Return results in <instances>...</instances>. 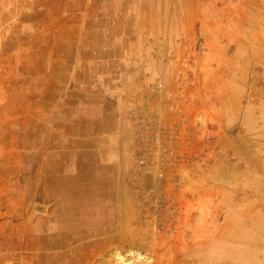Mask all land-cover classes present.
Segmentation results:
<instances>
[{
	"label": "rangeland",
	"instance_id": "374dc122",
	"mask_svg": "<svg viewBox=\"0 0 264 264\" xmlns=\"http://www.w3.org/2000/svg\"><path fill=\"white\" fill-rule=\"evenodd\" d=\"M96 16L121 40L107 95L124 137L112 167L47 168L79 128L48 82L59 43L85 38ZM157 81L167 94L153 93ZM153 97L161 119L176 100L195 113L217 156L162 182L136 178L132 111ZM120 251L134 262H117ZM142 260L264 264V0H0V264Z\"/></svg>",
	"mask_w": 264,
	"mask_h": 264
},
{
	"label": "crops",
	"instance_id": "0c3cea01",
	"mask_svg": "<svg viewBox=\"0 0 264 264\" xmlns=\"http://www.w3.org/2000/svg\"><path fill=\"white\" fill-rule=\"evenodd\" d=\"M88 18L84 27L85 38L77 39L74 36V41L64 40L63 44L59 43L56 76L48 78V82L53 83L58 91L56 103L59 105V116L66 119L74 114L73 121L79 128L74 129L73 146L67 143L66 134H60L59 143L64 145L57 151L55 161L52 154L47 152L44 164L47 168L98 171L112 167L115 154L118 153L112 144L114 140L119 142V136L124 137L122 131L117 132L119 127L116 121L121 118L117 111L118 104L107 95L110 90L107 87H113L112 78L108 76L112 73L114 59L123 56L122 50L115 52L113 46L120 45L121 40L115 39L113 35L115 27L112 21L109 22L104 16ZM108 23L112 24L108 26ZM72 28L77 32L76 25L68 23L67 26L64 19L63 31L68 30L69 33ZM89 35L92 36L90 40ZM48 100L47 103L51 104L50 97Z\"/></svg>",
	"mask_w": 264,
	"mask_h": 264
},
{
	"label": "built area",
	"instance_id": "2783aa9c",
	"mask_svg": "<svg viewBox=\"0 0 264 264\" xmlns=\"http://www.w3.org/2000/svg\"><path fill=\"white\" fill-rule=\"evenodd\" d=\"M153 93L167 94L164 82L157 81L150 86ZM155 97L147 98L132 111L137 131L133 142V168L136 178L156 175L162 182L170 173L190 162H207L217 156L215 139L201 135V120L195 113L188 112L179 100L172 102L169 119H161L155 107ZM174 176V175H173ZM153 187L145 190L150 194Z\"/></svg>",
	"mask_w": 264,
	"mask_h": 264
},
{
	"label": "bare ground",
	"instance_id": "6f19581e",
	"mask_svg": "<svg viewBox=\"0 0 264 264\" xmlns=\"http://www.w3.org/2000/svg\"><path fill=\"white\" fill-rule=\"evenodd\" d=\"M65 158V157H64ZM65 161V160H64ZM54 187V186H53ZM72 203V202H71ZM74 204V203H73ZM40 221V220H39ZM62 222V221H61ZM57 223V222H56ZM68 223V222H67ZM60 224V223H59ZM76 224V223H75ZM78 224V223H77ZM55 226H56V224H54ZM49 227V226H48ZM57 227V226H56ZM52 229V228H51ZM76 229V228H75ZM78 229V228H77ZM46 230V229H45ZM54 230V229H53ZM68 230V229H67ZM47 233V232H46ZM110 233V232H109ZM108 233V234H109ZM111 235V234H110ZM39 236V235H38ZM126 236V235H125ZM77 237V236H76ZM37 238H39V237H37ZM54 238V237H53ZM71 238V237H70ZM38 240V239H37ZM121 240H123V238H122V236H121ZM41 241V240H40ZM45 242H42V243H40L39 244V246H40V248H42V249H44V247L46 246V242H47V239H45L44 240ZM32 243H33V241H32ZM36 243V242H35ZM34 243V244H35ZM51 244V243H50ZM49 245V244H48ZM54 246V245H53ZM67 246V245H66ZM31 247H33V246H31ZM30 247V248H31ZM35 247V246H34ZM36 248V247H35ZM69 249V248H68ZM39 250V249H38ZM37 251V250H36ZM41 252V251H40ZM67 253V252H66ZM79 253V252H78ZM41 256L42 255H44V254H46L47 255V253L45 252V251H42L41 253ZM74 254V253H73ZM32 255V254H31ZM38 255V254H37ZM71 256V255H70ZM75 255H73V257H74ZM88 257V256H87ZM115 258H116V261L117 262H119V261H121V260H124L125 261V259H129V260H133L134 259V256L133 255H129V254H127V253H125V254H123V252H119V253H117L116 254V256H115ZM136 260V259H135ZM143 262V264H151L150 263V261L149 260H142ZM126 262V261H125ZM133 262H134V260H133ZM127 263V262H126ZM130 263V262H129ZM138 263V262H137ZM141 263V264H142ZM136 264V263H135ZM140 264V263H139Z\"/></svg>",
	"mask_w": 264,
	"mask_h": 264
}]
</instances>
